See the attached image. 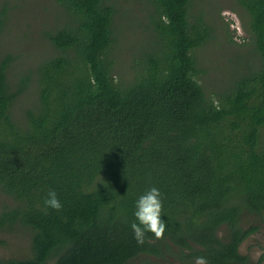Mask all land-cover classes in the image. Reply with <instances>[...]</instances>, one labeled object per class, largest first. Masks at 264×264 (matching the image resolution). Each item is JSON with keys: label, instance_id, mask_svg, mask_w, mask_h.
Returning a JSON list of instances; mask_svg holds the SVG:
<instances>
[{"label": "trees", "instance_id": "16d2710c", "mask_svg": "<svg viewBox=\"0 0 264 264\" xmlns=\"http://www.w3.org/2000/svg\"><path fill=\"white\" fill-rule=\"evenodd\" d=\"M194 1L145 0L153 40L125 78L113 52L120 8L110 0H55L65 19L45 33L48 54L29 64L0 54V194L14 201L0 209V232L25 227L32 247L30 258L0 264L167 254L245 262L237 244L249 232L239 216L264 217V0H236L259 65L212 94L197 79L194 51L213 28L193 13ZM4 17L2 9L0 28ZM151 187L162 193L168 226L164 239L148 233L140 245L130 226ZM50 190L60 211L44 202ZM223 224L232 238L224 244L215 235Z\"/></svg>", "mask_w": 264, "mask_h": 264}, {"label": "rangeland", "instance_id": "374dc122", "mask_svg": "<svg viewBox=\"0 0 264 264\" xmlns=\"http://www.w3.org/2000/svg\"><path fill=\"white\" fill-rule=\"evenodd\" d=\"M110 2H116L120 8L113 52L117 59L116 70L125 78L133 56L153 40L146 20L142 18L147 4L145 0ZM2 9L5 10V24L0 28V54H18L19 63L29 64L51 51L45 33L54 28L57 21L65 19L55 0H0V12ZM192 11L194 14L204 13L213 28L212 37L194 51L197 68L201 69L197 79L207 93L222 92L221 89L230 88L238 77L259 65V57L253 44H248L249 38L244 30L247 14L236 0H195ZM19 66L17 64L16 69ZM260 145L264 147V127L261 129ZM11 204H14L12 198L1 193L0 209ZM239 224L241 228L264 225V217L244 209L239 216ZM218 235L224 241L228 239L226 226L219 229ZM240 252L249 256L253 263L257 262L264 253V228L250 236L242 244ZM31 255L29 229L14 226L0 232V261L23 260ZM176 259L170 254L160 258L141 256L128 264H182ZM55 260L51 258L49 264Z\"/></svg>", "mask_w": 264, "mask_h": 264}, {"label": "clouds", "instance_id": "9594fccd", "mask_svg": "<svg viewBox=\"0 0 264 264\" xmlns=\"http://www.w3.org/2000/svg\"><path fill=\"white\" fill-rule=\"evenodd\" d=\"M45 204L55 210L60 211L63 207L55 190H50L45 199ZM135 222L131 224V230L138 244L143 245L148 233L155 236L157 240L164 239L167 230V223L163 219V198L162 193L156 187H151L136 201ZM194 264H209L206 257L198 256Z\"/></svg>", "mask_w": 264, "mask_h": 264}, {"label": "flooded vegetation", "instance_id": "af4514ba", "mask_svg": "<svg viewBox=\"0 0 264 264\" xmlns=\"http://www.w3.org/2000/svg\"><path fill=\"white\" fill-rule=\"evenodd\" d=\"M223 226H226V228H227V234H228V239L226 240V241H224V240H222L221 239V237L218 235V232H219V229L221 228V227H223ZM239 227L241 228V226H240V224H239ZM253 227H255L256 229L253 231V232H250V230L253 228ZM261 228H264V225H258V224H255V225H251V226H249V227H247V228H241L242 230H243V232H244V234L245 233H247V232H249L248 234H246L239 242H238V244H237V251H238V253L242 256V258H245V262H241V264H264V253L259 257V259L257 260V262H255V263H253L252 261H251V259H250V257L249 256H247V255H244V254H242L241 252H240V249H241V246H242V244L250 237V236H252V235H254L255 233H257ZM215 235H216V238L221 242V243H228V242H231V240H232V238H231V228L227 225V224H223V225H220L218 228H217V230H216V232H215ZM218 248V247H217ZM186 251V250H185ZM155 259H157V258H155ZM8 260H11V259H7V260H5V261H2V262H4V263H6ZM194 260L195 259H193L192 261H189V262H187V263H182V264H194ZM1 262V261H0Z\"/></svg>", "mask_w": 264, "mask_h": 264}]
</instances>
